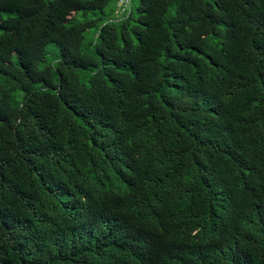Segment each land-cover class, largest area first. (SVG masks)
Instances as JSON below:
<instances>
[{
	"label": "trees",
	"instance_id": "obj_1",
	"mask_svg": "<svg viewBox=\"0 0 264 264\" xmlns=\"http://www.w3.org/2000/svg\"><path fill=\"white\" fill-rule=\"evenodd\" d=\"M0 0V264H264V0Z\"/></svg>",
	"mask_w": 264,
	"mask_h": 264
},
{
	"label": "built area",
	"instance_id": "obj_2",
	"mask_svg": "<svg viewBox=\"0 0 264 264\" xmlns=\"http://www.w3.org/2000/svg\"><path fill=\"white\" fill-rule=\"evenodd\" d=\"M129 0H119L116 6L115 15L120 16L126 12Z\"/></svg>",
	"mask_w": 264,
	"mask_h": 264
}]
</instances>
